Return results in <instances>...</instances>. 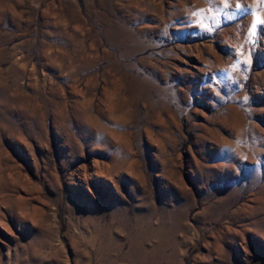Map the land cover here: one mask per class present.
<instances>
[{
    "label": "rangeland",
    "instance_id": "374dc122",
    "mask_svg": "<svg viewBox=\"0 0 264 264\" xmlns=\"http://www.w3.org/2000/svg\"><path fill=\"white\" fill-rule=\"evenodd\" d=\"M258 19L0 0V264H264Z\"/></svg>",
    "mask_w": 264,
    "mask_h": 264
},
{
    "label": "snow or ice",
    "instance_id": "6c2138e0",
    "mask_svg": "<svg viewBox=\"0 0 264 264\" xmlns=\"http://www.w3.org/2000/svg\"><path fill=\"white\" fill-rule=\"evenodd\" d=\"M253 28L257 30V33H259L261 30H264V21H259L258 19V24H254ZM249 52L250 53L254 52V45L250 46ZM237 64H239V61H237Z\"/></svg>",
    "mask_w": 264,
    "mask_h": 264
}]
</instances>
